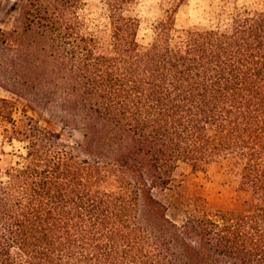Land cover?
<instances>
[{"label": "trees", "instance_id": "trees-1", "mask_svg": "<svg viewBox=\"0 0 264 264\" xmlns=\"http://www.w3.org/2000/svg\"><path fill=\"white\" fill-rule=\"evenodd\" d=\"M19 0L0 28V264H264V0L229 22L175 27L180 0L137 41L136 0ZM17 99L80 127L71 143ZM224 161L240 209L193 199L167 216L178 164Z\"/></svg>", "mask_w": 264, "mask_h": 264}, {"label": "rangeland", "instance_id": "rangeland-1", "mask_svg": "<svg viewBox=\"0 0 264 264\" xmlns=\"http://www.w3.org/2000/svg\"><path fill=\"white\" fill-rule=\"evenodd\" d=\"M87 4L85 15L91 29H102L105 21L101 0H84ZM178 0H136L130 12L139 19L137 41L147 45L152 36V25L163 16L164 9ZM175 14V27L182 28H211L224 26L229 22L234 6L242 3L254 4L261 0H180ZM19 7V0H0V28L9 27ZM0 96H8L0 89ZM24 107L28 114L35 117L49 128L59 132L71 143H78L82 137L80 127L72 128L60 121V112L42 109L23 100L17 99L14 116H18ZM0 124V176L3 169L14 161L13 152L18 144L13 146L3 142ZM173 187L167 199V216L175 222H180L182 209L189 206L193 199H199L205 209H240L245 206L249 193L239 190L238 178L224 161L211 163L201 169L180 163L172 174Z\"/></svg>", "mask_w": 264, "mask_h": 264}]
</instances>
